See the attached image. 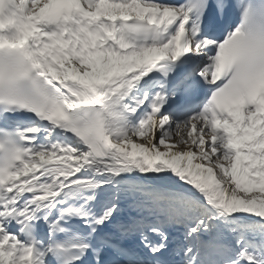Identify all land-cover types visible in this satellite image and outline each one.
Returning <instances> with one entry per match:
<instances>
[{"label": "snow or ice", "instance_id": "6c2138e0", "mask_svg": "<svg viewBox=\"0 0 264 264\" xmlns=\"http://www.w3.org/2000/svg\"><path fill=\"white\" fill-rule=\"evenodd\" d=\"M0 264H264V0H0Z\"/></svg>", "mask_w": 264, "mask_h": 264}]
</instances>
